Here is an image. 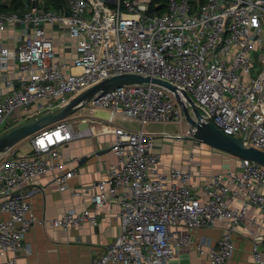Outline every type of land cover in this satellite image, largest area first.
<instances>
[{
	"label": "built area",
	"instance_id": "obj_1",
	"mask_svg": "<svg viewBox=\"0 0 264 264\" xmlns=\"http://www.w3.org/2000/svg\"><path fill=\"white\" fill-rule=\"evenodd\" d=\"M5 0H0L3 2ZM25 0L20 10L0 12V66L18 62L17 85L0 95V133L26 119L68 102L69 98L109 76L137 73L167 80L186 90L201 113L223 132L264 150V0H166V9L150 13L151 0H65L55 7ZM21 24L14 47L3 41L9 25ZM47 25H56L76 42L70 69L57 58ZM254 51L262 66L254 67ZM84 106L103 108L115 117L134 120L132 129L116 125L111 149L118 165L94 185V209H66L51 223L69 230L84 221L97 223L105 202L120 204L117 238L93 264H166L186 246L227 264L234 250L233 232L253 206L252 225L264 226V165L240 158L239 167L211 173L192 182L193 154L187 166L159 169L161 152L149 122L184 118L173 93L159 84L128 83L91 97ZM69 117L30 136L27 152L0 155V264H17L26 250L23 234L37 219L33 185L50 173L60 190L77 169H62L61 148L75 135ZM182 140L191 132L161 133ZM25 184H31L23 188ZM199 189L200 193L197 191ZM221 224L212 238L199 230ZM181 229H185L182 231ZM251 264H264V236L252 232Z\"/></svg>",
	"mask_w": 264,
	"mask_h": 264
},
{
	"label": "crops",
	"instance_id": "obj_2",
	"mask_svg": "<svg viewBox=\"0 0 264 264\" xmlns=\"http://www.w3.org/2000/svg\"><path fill=\"white\" fill-rule=\"evenodd\" d=\"M52 1L39 2L52 5ZM22 27L21 24H10L3 34V41L14 47L15 39L22 33ZM46 29L55 41L57 58L64 63V68L69 70L72 59L77 53L76 42L70 38L67 29L64 33L56 25H47ZM21 37L24 38L23 34ZM17 70L18 62L14 58L8 60L6 68L0 66V95L10 92L12 85H17ZM103 112L109 113L103 108L82 106L70 115L74 131L89 129L83 134L75 135L61 148L62 169L75 167L77 172L69 178L68 187L64 190L58 188L49 172L40 175L33 183L43 188L32 195L34 215L43 221H36L23 234L22 243L27 249L18 254L17 264H93L104 247L117 238L120 223L115 218L119 214L120 204L115 200L105 202L96 210L98 220L96 224L84 221L78 226L64 230L51 223L53 218L59 217L66 209L76 211L85 208L94 209L91 196L94 193L95 183L107 175L108 166L118 165V156L111 149L114 142V127L120 125L136 129L140 126L137 121L120 117H115L114 122H110V113L107 119L98 117ZM144 128L156 134L155 147L161 152L158 163L161 171L168 172L173 165L187 166L190 162L189 153L193 154L192 182L196 186L213 172L240 165L238 156L202 143L193 136L175 140L161 134L164 131L172 133L188 131V124L183 119L171 122H149ZM29 142L31 147L30 137ZM21 145L22 142L13 147L16 149L15 153H22ZM30 186L32 185L25 184L22 187ZM252 215H259L258 210L253 206L248 209L244 222L234 230L233 255L227 264H251L252 232L264 236V226H255L249 222V217ZM4 217H6L5 213L0 212V218ZM181 230L185 231V229ZM199 232L218 238L223 232V227L221 224L208 225ZM5 256L0 255V260ZM166 264H209V260L207 255L199 254L193 246L188 245Z\"/></svg>",
	"mask_w": 264,
	"mask_h": 264
},
{
	"label": "water",
	"instance_id": "obj_3",
	"mask_svg": "<svg viewBox=\"0 0 264 264\" xmlns=\"http://www.w3.org/2000/svg\"><path fill=\"white\" fill-rule=\"evenodd\" d=\"M152 82L169 89L181 107L188 130L198 141L223 150L238 157L248 158L264 165V150L244 142L240 137L225 133L212 118L202 115L192 96L173 83L148 75L121 73L96 82L79 93L72 95L68 102L37 116L21 121L0 133V155L11 150L22 140L35 132L52 125L60 119L69 117L93 96L128 83Z\"/></svg>",
	"mask_w": 264,
	"mask_h": 264
},
{
	"label": "trees",
	"instance_id": "obj_4",
	"mask_svg": "<svg viewBox=\"0 0 264 264\" xmlns=\"http://www.w3.org/2000/svg\"><path fill=\"white\" fill-rule=\"evenodd\" d=\"M65 0H53L52 5L59 7ZM24 6V0H5L0 2V12L8 10H20ZM166 9V0H151L149 3L150 13H161Z\"/></svg>",
	"mask_w": 264,
	"mask_h": 264
},
{
	"label": "rangeland",
	"instance_id": "obj_5",
	"mask_svg": "<svg viewBox=\"0 0 264 264\" xmlns=\"http://www.w3.org/2000/svg\"><path fill=\"white\" fill-rule=\"evenodd\" d=\"M258 54H259V51H254V53H253L255 69H258L259 67L262 66V61L258 60V58H257ZM108 114H109L108 112H103V113H100V115H98V117L103 118V119H107ZM183 121L186 122L185 118H183ZM21 142H22V145H21V148H20V152L24 153L30 148L29 137H28V139L26 138V139L22 140ZM15 150L16 149L12 148L5 156L16 154Z\"/></svg>",
	"mask_w": 264,
	"mask_h": 264
}]
</instances>
